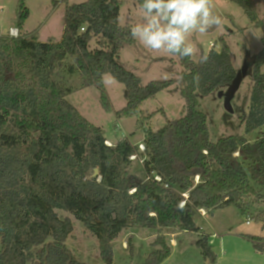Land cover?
<instances>
[{
    "label": "trees",
    "instance_id": "16d2710c",
    "mask_svg": "<svg viewBox=\"0 0 264 264\" xmlns=\"http://www.w3.org/2000/svg\"><path fill=\"white\" fill-rule=\"evenodd\" d=\"M232 1L256 27L264 28L253 0ZM120 7V0L68 4L60 41L0 36V264H84L67 245L73 223L58 210L72 213L97 239L103 264H115L113 243L132 227L194 231L200 234L197 245L214 264L208 237L195 223L197 210L234 205L246 211L250 197L264 201L253 186L264 188V135L254 142L235 135L214 143L207 116L198 110L201 98L230 88L237 77L225 39L220 38L219 50L203 54L204 63L174 55L184 68L177 81L144 85L118 60L123 45L134 42L131 28L118 25ZM28 15L20 0L21 31ZM95 40L98 48L89 50ZM72 58L74 63L66 64L69 72L79 69L103 101L104 74L124 85L127 103L118 115L126 117L138 116L145 101L180 83L185 115L157 131H145L147 181L131 179L128 172L137 146L123 139L108 147L104 131L67 101L72 91L56 77ZM263 66L264 48L249 66L250 108L241 117L246 133L264 127ZM252 240L264 255V240ZM155 243L160 249L143 264H162L171 256L165 238Z\"/></svg>",
    "mask_w": 264,
    "mask_h": 264
},
{
    "label": "rangeland",
    "instance_id": "374dc122",
    "mask_svg": "<svg viewBox=\"0 0 264 264\" xmlns=\"http://www.w3.org/2000/svg\"><path fill=\"white\" fill-rule=\"evenodd\" d=\"M23 1L24 8L29 12L23 28L32 36L39 35L40 42H46L50 38L62 39L66 6L80 0L61 3L58 2L60 0ZM120 1L118 25L131 28L141 23L143 14L138 0ZM19 2L20 0H0V36L5 29L17 25ZM55 2L60 4L56 8ZM253 3L258 19L264 26V0H253ZM212 11L213 15L220 17L222 23L207 33H194L189 37L198 49L192 60L199 62L200 56L210 49L212 42L221 47L219 41L220 38H224L230 49L233 65L241 79L231 100L234 110L232 114L227 112L222 95L229 88H220L201 98L198 110L207 116L212 142L235 135L254 142L264 135V127L246 133L241 117L249 112L252 87L249 66L264 48V28L256 27L242 8L232 0H212ZM96 42L95 40L90 43L89 50L98 48ZM118 60L125 69L138 76L144 85L153 81H177L184 72L176 56L162 51H150L136 39L132 44L123 45ZM71 62L74 63L73 58L60 69L56 80L62 87L72 91L67 96V101L91 124L100 127L107 141L117 144L127 137L138 145L143 143L145 131H157L169 121L185 115V101L180 95L181 86L178 82L158 93L155 98L145 101L138 116L118 115L127 103L124 85L116 80L104 83L106 100L103 101L100 90L88 77L79 73V69L75 73L69 72L66 64L69 65ZM148 115L152 117L147 119ZM138 155V160L131 161L128 170L130 178L147 181L143 164L140 163L145 154ZM253 186L259 193L264 194V188L261 189L255 184ZM57 212L61 218H68L73 223L74 231L67 241L73 256L84 264H103L99 256L98 241L85 229L82 222L72 213L60 210ZM248 220L249 225L246 223ZM195 223L208 237L217 264H264V255L256 252L252 240L253 238L264 240V201L250 197L246 211L230 205L207 211L204 218L197 214ZM160 236L172 246L171 256L162 264H210V258L204 256L203 250L197 245L200 234L194 231H181L179 228L143 227L128 228L114 241L115 264H143L152 252L160 249L155 243Z\"/></svg>",
    "mask_w": 264,
    "mask_h": 264
},
{
    "label": "clouds",
    "instance_id": "9594fccd",
    "mask_svg": "<svg viewBox=\"0 0 264 264\" xmlns=\"http://www.w3.org/2000/svg\"><path fill=\"white\" fill-rule=\"evenodd\" d=\"M139 8L142 22L131 27V36L150 51L181 58L198 53L197 46L189 39L192 34L207 33L222 23L219 16L213 15L212 0H141ZM4 32L17 36L20 29L12 27ZM206 61V55L200 56L201 63ZM114 80L111 74L102 77L104 83Z\"/></svg>",
    "mask_w": 264,
    "mask_h": 264
},
{
    "label": "built area",
    "instance_id": "2783aa9c",
    "mask_svg": "<svg viewBox=\"0 0 264 264\" xmlns=\"http://www.w3.org/2000/svg\"><path fill=\"white\" fill-rule=\"evenodd\" d=\"M63 1H70V0H60V1H58V2L61 3V2H63ZM12 27H14V28H18V29H19L18 25H14V26H12ZM12 27H10V28H12ZM81 31H84V28H82ZM3 36H7V37H9V38H19V37H22L23 34H22L21 30H20V32H19V34H18L17 36H11V35H9V34H7V33H5V32L3 33ZM209 48H210L209 50H212V49L219 50V49H220L219 45H218V44H215V43H213V42L210 43V47H209ZM124 139H128V138L125 137ZM105 144H106L108 147H115V146H116V145H113L110 141H107V140L105 141ZM135 146H137L138 151H137L134 155H132V156L130 157V160H131V161H136V160H138V158H139L138 153H140V155H141V154H145V157H144L143 159H140V163H141V164H144V161H145V158H146V153H147L146 147H145V145H144L143 143H139L138 145H135ZM236 155H237V154H236ZM147 180H148V178H147ZM154 180L157 181V182H159V183H161V178H160L159 176H154ZM198 182H199V178L197 177V178H196V183H198ZM166 187H167V186H166ZM134 191H135V190H131V191H130V194H132ZM183 196H184L185 198H187V195H186V194H184ZM184 204H185V202H183V203L180 205V207H182ZM197 213L200 214V216L203 217V218L207 215V211H206L205 209H198V210H197ZM151 215H153V214H151ZM246 223L249 225V224H250V221L248 220ZM213 236H215V235H213ZM214 264H217V263L215 262Z\"/></svg>",
    "mask_w": 264,
    "mask_h": 264
},
{
    "label": "water",
    "instance_id": "95a60500",
    "mask_svg": "<svg viewBox=\"0 0 264 264\" xmlns=\"http://www.w3.org/2000/svg\"><path fill=\"white\" fill-rule=\"evenodd\" d=\"M240 79H241V75L240 74H237L236 79L234 80L233 84L230 86V88L228 89V91L227 92H223V94H222L223 97H224V106H225L227 112H229L231 114L234 112L233 107H232V104H231V100H232L233 96L235 95V92L237 90V87L239 86ZM98 174H99V170L98 169H95L93 176L94 177H97Z\"/></svg>",
    "mask_w": 264,
    "mask_h": 264
},
{
    "label": "crops",
    "instance_id": "0c3cea01",
    "mask_svg": "<svg viewBox=\"0 0 264 264\" xmlns=\"http://www.w3.org/2000/svg\"><path fill=\"white\" fill-rule=\"evenodd\" d=\"M58 5H60V4H59V3L55 4V8H56ZM21 32H22L23 35H26L27 37L32 36V35H30V32L25 31L24 28L22 29ZM26 32H27V33H26ZM36 36H37L36 38L39 40V35H36ZM50 39H53V40H55V41H60V40H61V39H60V40H57V39H54V38H50ZM50 39H48V40H50ZM48 40H47V41H48ZM47 41H46V42H47ZM208 51H209V50L205 51V53H208ZM104 136H105V135H104ZM105 138H106V136H105ZM106 139H107V138H106ZM143 139H144V138H143ZM128 140H129V139H128ZM129 141H130V140H129ZM130 142L133 144V146L136 145V144L133 143L132 141H130ZM111 143H112V142H111ZM112 144H113V145H117L118 143H117V144L112 143ZM196 225H197V224H196ZM197 227L200 228V230H201L200 232L203 233L201 227H199L198 225H197ZM197 234H198V233H197ZM212 236H213V235H212ZM256 252H257L258 254L262 255V254L259 253L258 251H256Z\"/></svg>",
    "mask_w": 264,
    "mask_h": 264
}]
</instances>
